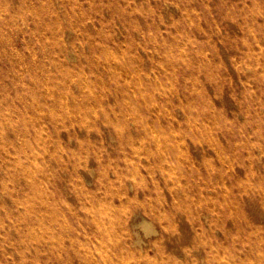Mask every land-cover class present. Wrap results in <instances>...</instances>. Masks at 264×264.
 Returning a JSON list of instances; mask_svg holds the SVG:
<instances>
[{"label": "rangeland", "instance_id": "1", "mask_svg": "<svg viewBox=\"0 0 264 264\" xmlns=\"http://www.w3.org/2000/svg\"><path fill=\"white\" fill-rule=\"evenodd\" d=\"M263 51L264 0H0V264H264Z\"/></svg>", "mask_w": 264, "mask_h": 264}, {"label": "bare ground", "instance_id": "2", "mask_svg": "<svg viewBox=\"0 0 264 264\" xmlns=\"http://www.w3.org/2000/svg\"><path fill=\"white\" fill-rule=\"evenodd\" d=\"M46 30V29H45ZM264 52V51H263ZM200 131V130H199ZM199 133V132H198ZM163 138H164V136H163ZM118 139V138H117ZM197 139V138H196ZM246 143V142H245ZM81 150V149H80ZM76 153V152H75ZM141 153V152H140ZM161 160V159H160ZM35 166V165H34ZM186 171V170H185ZM214 186V185H213ZM107 194H108V192H107ZM211 197V196H210ZM218 202V201H217ZM158 213V212H157ZM144 220H146V219H144ZM142 221V220H141ZM141 223H144L143 221L141 222ZM149 224V223H148ZM114 225V224H113ZM140 226H142L141 224H140ZM143 229V228H142ZM202 232V231H201ZM247 233V232H246ZM255 236V235H254ZM262 249V248H261ZM257 250V249H256ZM124 261V260H123ZM256 262V261H255Z\"/></svg>", "mask_w": 264, "mask_h": 264}]
</instances>
